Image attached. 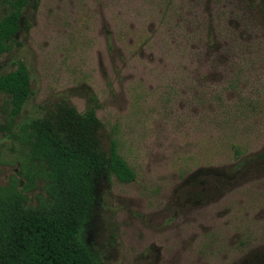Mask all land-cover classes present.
Listing matches in <instances>:
<instances>
[{"label": "rangeland", "instance_id": "1", "mask_svg": "<svg viewBox=\"0 0 264 264\" xmlns=\"http://www.w3.org/2000/svg\"><path fill=\"white\" fill-rule=\"evenodd\" d=\"M158 2L28 0L0 56L30 81L0 186L25 183L19 127L91 110L135 175L97 185L79 234L96 264H264V0H169L164 21Z\"/></svg>", "mask_w": 264, "mask_h": 264}, {"label": "trees", "instance_id": "2", "mask_svg": "<svg viewBox=\"0 0 264 264\" xmlns=\"http://www.w3.org/2000/svg\"><path fill=\"white\" fill-rule=\"evenodd\" d=\"M168 3L158 2L162 21L174 10ZM27 6L28 0H0V56L16 47L14 38ZM29 94L27 69L17 60L11 71L0 74V128L6 134L13 131ZM57 111L60 116L53 123L32 121L13 133L25 183L20 191L13 178L0 186V264H96L79 234L97 185L106 176L123 184L135 178L112 139L105 153L94 138L93 111ZM36 180L43 182L47 199L25 206L22 192L32 190Z\"/></svg>", "mask_w": 264, "mask_h": 264}]
</instances>
